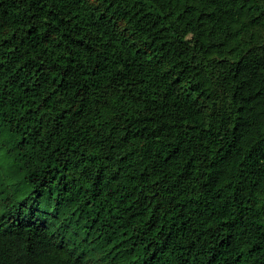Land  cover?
Masks as SVG:
<instances>
[{"label":"trees","instance_id":"1","mask_svg":"<svg viewBox=\"0 0 264 264\" xmlns=\"http://www.w3.org/2000/svg\"><path fill=\"white\" fill-rule=\"evenodd\" d=\"M0 264H264V0H0Z\"/></svg>","mask_w":264,"mask_h":264},{"label":"rangeland","instance_id":"2","mask_svg":"<svg viewBox=\"0 0 264 264\" xmlns=\"http://www.w3.org/2000/svg\"><path fill=\"white\" fill-rule=\"evenodd\" d=\"M2 165H1V158H0V169H1ZM0 190H1V186H0Z\"/></svg>","mask_w":264,"mask_h":264}]
</instances>
